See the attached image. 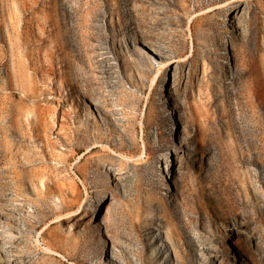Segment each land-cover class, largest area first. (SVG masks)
Returning <instances> with one entry per match:
<instances>
[{
	"label": "rangeland",
	"instance_id": "obj_1",
	"mask_svg": "<svg viewBox=\"0 0 264 264\" xmlns=\"http://www.w3.org/2000/svg\"><path fill=\"white\" fill-rule=\"evenodd\" d=\"M0 264H264V0H0Z\"/></svg>",
	"mask_w": 264,
	"mask_h": 264
},
{
	"label": "bare ground",
	"instance_id": "obj_2",
	"mask_svg": "<svg viewBox=\"0 0 264 264\" xmlns=\"http://www.w3.org/2000/svg\"><path fill=\"white\" fill-rule=\"evenodd\" d=\"M162 55H165V54H162ZM219 74L220 75H225L226 74V65H223L221 67V70L219 71ZM167 157H168V160H170L169 162L172 163L170 156L168 155ZM168 167H170V165H168ZM164 186H166L165 188H168V185L164 184Z\"/></svg>",
	"mask_w": 264,
	"mask_h": 264
}]
</instances>
